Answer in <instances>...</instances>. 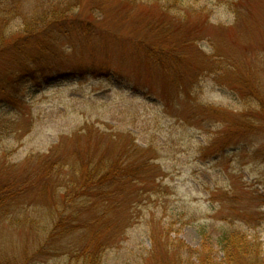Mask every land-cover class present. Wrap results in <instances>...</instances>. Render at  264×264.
I'll return each mask as SVG.
<instances>
[{"label": "rangeland", "instance_id": "obj_1", "mask_svg": "<svg viewBox=\"0 0 264 264\" xmlns=\"http://www.w3.org/2000/svg\"><path fill=\"white\" fill-rule=\"evenodd\" d=\"M13 6L0 84L13 81L16 99H0V182L26 189L0 218V254L34 252L64 182L101 159L137 175L119 177L104 203L94 192L76 197L77 229L26 264H78L70 253L103 223L111 239L102 264H140L153 226L198 252L207 236L217 262L215 241L226 230L255 239L264 256V0ZM53 8L67 12L62 22L51 21ZM30 16L47 18L26 36ZM58 169L44 195L45 175Z\"/></svg>", "mask_w": 264, "mask_h": 264}, {"label": "trees", "instance_id": "obj_2", "mask_svg": "<svg viewBox=\"0 0 264 264\" xmlns=\"http://www.w3.org/2000/svg\"><path fill=\"white\" fill-rule=\"evenodd\" d=\"M14 1L15 0H0V53L6 51L8 46H11V42H9L10 38L3 33L5 26L7 25L8 17L10 16L9 14L15 9L13 6ZM53 9L57 10H54L49 14L54 17L50 18L51 21L53 22L56 20L57 23L62 22V20L66 18L67 12L63 15L59 12L60 10L58 8ZM44 18H47V16L43 18L28 17L29 20L25 22V30L23 33H25L26 36H30V33L38 28L39 21L41 23V21H44ZM51 21L49 22L51 23ZM22 38L26 37L23 36ZM221 63V61L219 63L214 61L211 65L218 67V69L212 67L214 69V77L218 79L221 77L223 78L222 75L224 73V70H219L223 67ZM21 72L22 71H20V74L18 75L12 74V77L17 79L18 77L25 75ZM224 76H226V74ZM12 84L13 81L7 80L3 86L4 88H1L2 85L0 84V99L9 100L11 102L15 101L16 95L8 90L9 86ZM212 112L217 113L214 108L212 109ZM118 164L117 161H106L104 163V161H101L100 159L98 163L91 164L90 162H86L85 164H82L79 169H75L73 173V176L76 178L75 181H67L63 184L64 188L62 189L63 191L60 197L61 200L59 206L56 204L53 207H50V209H47L49 211L50 220L41 222V230L44 237L43 239L38 240L34 252H31V254L24 253L23 255H18L13 249L12 256L8 253L6 255L0 254V264H26V260H28L30 256L44 252V250L48 248L47 246L57 237L72 234L73 231L77 229V225H79L78 217L75 215L74 210L69 211L71 205L74 206L76 197L94 192L97 203H104L106 200H109L108 198H110L112 194H114V189L112 188L114 186L113 183L118 181L119 177H132L133 175H137L134 167L132 168L130 165L121 166V163ZM44 168L47 170V167L44 166ZM59 171L60 170L58 169L50 175H45L48 179L44 183L41 191L42 193L44 192V195L51 190L49 181L58 178L55 174L58 175ZM77 174H79V177ZM93 180H96L98 185H92L91 182ZM9 181L10 180L5 179L0 182V218H6L9 215L8 213H10L11 208L18 205L15 201H18V199L23 197L22 195L26 189L23 185L25 182L17 184ZM78 181L83 182L79 185L77 184ZM141 189V193L145 192L143 187ZM94 223L98 222H92L93 225ZM155 227L156 226L150 228L148 239H150L151 246L150 249H147L148 255L143 257L140 264H184L182 263L183 252H187L186 256L188 255L186 258L187 261L185 262L186 264H264V256L257 245L258 242L255 239L252 240L246 237L244 234L241 235L240 231H230L226 233V230L225 232H222L221 235L219 234L215 243L222 254V258L221 261L217 262L212 258L215 250L212 248H206L207 246L211 247L212 245H210L207 236L203 235V250L198 252L197 250L190 249L179 240L177 241L169 238V230L165 226H162V228L157 226L159 229ZM107 230L108 226L104 223L99 225V227H90L86 234V240L83 241V244L80 247L72 250L70 258L74 256L73 258L79 261L78 264H102V256L104 255L106 248L109 247L107 245L111 239L106 233ZM194 253L197 254V261L195 263L190 260L191 255Z\"/></svg>", "mask_w": 264, "mask_h": 264}]
</instances>
